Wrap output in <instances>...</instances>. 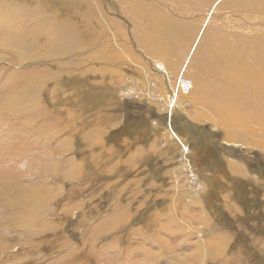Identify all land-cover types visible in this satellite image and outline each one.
I'll return each mask as SVG.
<instances>
[{
    "label": "rangeland",
    "instance_id": "1",
    "mask_svg": "<svg viewBox=\"0 0 264 264\" xmlns=\"http://www.w3.org/2000/svg\"><path fill=\"white\" fill-rule=\"evenodd\" d=\"M113 1L0 0V264H264L263 237L255 261L230 250L232 233L204 206L215 183L232 215L236 183L264 198L247 167L264 158V0H185L191 17ZM128 102L171 109L182 130L158 118L131 147ZM185 120L241 160L189 149ZM161 153L163 167L149 166Z\"/></svg>",
    "mask_w": 264,
    "mask_h": 264
},
{
    "label": "trees",
    "instance_id": "2",
    "mask_svg": "<svg viewBox=\"0 0 264 264\" xmlns=\"http://www.w3.org/2000/svg\"><path fill=\"white\" fill-rule=\"evenodd\" d=\"M144 103H137V102H131L126 103L123 105L124 110V123L128 125L129 127H132L133 125H136L138 127L130 128V130L126 131V134L123 136L129 140L130 146L132 147L135 144H139L144 142L140 139V137L146 132V128L149 127L150 123L154 122L155 120H158V122L161 125L166 124L167 122V114L161 113L158 116V113H156L153 107H146L143 105ZM174 113H172L173 115ZM171 115V126L174 128V130H182V127L178 126L179 121L182 119L180 116H172ZM184 120V119H183ZM184 125L188 128V130L191 131L190 136H187L185 138L186 143L188 144L189 149L196 150L200 146H206L208 147L213 156L219 160H222V158L229 157L233 159L239 158L241 160L242 156L238 157L236 155H233L228 152L229 146L225 145L222 141V138L220 136V133L215 131H210L208 127L202 126L200 130L199 127L193 126L191 128V125L188 124V121L185 120ZM123 127V126H120ZM148 130V129H147ZM177 133V131H176ZM211 133V134H210ZM122 137V138H123ZM208 142L203 143L201 145V141ZM111 142V139H109ZM210 141V143H209ZM114 146H117L115 144L116 142L113 141ZM227 152L228 155L224 154V152ZM237 152H239L237 150ZM242 153V152H241ZM161 156H164V154L156 155L155 157H152V161L149 164V166H155L162 168L164 164L163 158H160ZM150 157V158H151ZM159 158V159H157ZM248 163L247 167L250 171H252L257 176L264 177V158H262L260 155L256 154L255 152L248 156ZM160 160V161H159ZM158 161V162H157ZM219 183V182H218ZM222 183V182H220ZM243 181L236 183L235 185L238 187L242 186L243 190V196H242V204L241 207V213L232 215L222 207L221 203V197L219 192H222V188L219 187L217 183L212 185L211 197L208 198L210 205H205L206 210L209 212L213 220L221 226L223 229H227L232 233V242L230 244L229 249L234 251V249H242L245 250V248L252 249V261L257 260V253L255 252V249L253 250V244H252V238H258L263 237L264 238V198H261L260 196L256 194L252 195H245V187H244ZM235 185H233L235 187ZM237 188V187H236ZM234 196L235 190H234ZM241 226V227H240ZM248 259H250L248 257Z\"/></svg>",
    "mask_w": 264,
    "mask_h": 264
},
{
    "label": "crops",
    "instance_id": "3",
    "mask_svg": "<svg viewBox=\"0 0 264 264\" xmlns=\"http://www.w3.org/2000/svg\"><path fill=\"white\" fill-rule=\"evenodd\" d=\"M157 1H159L160 3H161V5H162V7L163 8H165V12H167V11H175V14H176V17H183V16H185V15H190L189 17H191V11H192V9H191V7H190V5H189V3L187 2V1H185V0H157ZM209 0H198L197 2H199V3H207ZM113 4L114 5H116L117 6V8H118V5H117V2H116V0H114L113 1ZM211 8V6H209V9ZM242 8V10H240ZM131 11L133 10L132 8L130 9ZM232 10H234V9H223L222 11H232ZM244 11L243 10V7L242 6H238L237 8H236V11ZM186 12V13H185ZM195 12V14H194V16L196 15V13H197V11H194ZM227 13V12H226ZM119 15V14H118ZM121 18V17H120ZM219 26V25H218ZM127 28H128V25H127ZM129 28L131 29L130 30V36H133V35H135V36H137V37H133V38H135L136 39V41H138V36L139 35H142L143 34V31L141 30V32L139 31L138 32V28L137 29H133V28H131L130 26H129ZM237 29H241L242 31H245V30H247V31H249L250 33L252 32V30L251 29H253L254 31H256V32H258L259 34H261V31L262 30H256L255 28H254V26H252V27H250V26H245V25H243V24H238L237 25ZM139 30H140V28H139ZM228 30H229V27L228 26H225V32H228ZM264 30V29H263ZM224 35H226L225 33H224ZM258 38V37H257ZM257 38H255V39H249V41L251 42V45L252 46H255V45H257ZM260 38H263L264 39V37H260ZM132 43V42H131ZM155 44V47H153L154 45H151L150 47H152V49H157V50H161V49H163V47H158L159 45H160V43L159 42H157V43H154ZM145 56H147L146 54H144ZM149 61V60H148ZM155 62H158V61H154V63ZM158 63H161V62H158ZM182 69V68H181ZM192 88V87H191ZM193 89V88H192ZM205 119V118H204ZM196 121V120H195ZM215 126V125H214ZM224 143V142H223ZM225 145H227V146H229V145H233V144H231L230 143V141H227L226 140V144ZM230 159V158H229ZM226 162V161H225ZM245 170V172H246V175H247V173H249L248 172V169H244ZM228 172H229V170H228ZM229 174L231 175V176H233V177H235V178H237V179H240L241 178V180H244V179H242L243 177H245V176H243V175H239V174H236L235 172H233V171H230L229 172ZM239 175V176H238ZM254 177H256V178H258V176L257 175H254ZM246 180V179H245ZM207 214V213H206ZM203 215H205V214H203L202 212H200V215H199V217L200 216H203ZM201 218V217H200ZM198 223H199V221H197ZM204 222V221H203ZM192 230H194L195 232H197V233H201V231H202V226L200 227L199 226V228H198V226H197V228H191Z\"/></svg>",
    "mask_w": 264,
    "mask_h": 264
},
{
    "label": "built area",
    "instance_id": "4",
    "mask_svg": "<svg viewBox=\"0 0 264 264\" xmlns=\"http://www.w3.org/2000/svg\"><path fill=\"white\" fill-rule=\"evenodd\" d=\"M157 68H159V65L157 66ZM162 71V70H161ZM163 72V71H162ZM187 79H184V77L182 76V75H179L178 76V78H177V83H179V86H178V88L179 89H182L183 91L185 90V88H186V86H184V85H180V82H183V83H185V84H187V86L189 85V81H186ZM153 85V84H152ZM169 113L170 114H168L169 115V118H167V122H168V120L170 121V116H171V109L169 110ZM169 123V122H168ZM187 148V147H186ZM185 148V150H187ZM185 150H184V152H185Z\"/></svg>",
    "mask_w": 264,
    "mask_h": 264
}]
</instances>
